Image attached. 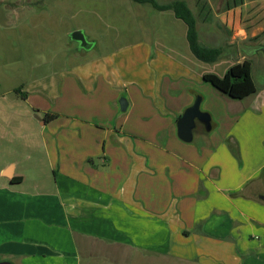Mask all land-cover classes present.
<instances>
[{
	"label": "rangeland",
	"instance_id": "374dc122",
	"mask_svg": "<svg viewBox=\"0 0 264 264\" xmlns=\"http://www.w3.org/2000/svg\"><path fill=\"white\" fill-rule=\"evenodd\" d=\"M182 1L197 18L200 44L220 49L215 62L198 60L186 24L149 3L0 0V168L19 162L18 171L25 169L29 182L30 168L47 181L58 175L63 182L60 159L66 154L78 166H92L80 158L110 152L119 167L137 172L148 159L161 188L153 182L139 194L152 200L165 196L174 204L182 191L194 188L192 166H207L199 157H207V174H214L221 191H215V200H224L219 194L238 199L253 179L264 181V51L247 58L240 49L264 45V0H246L231 11L225 10L227 0H208L215 16L211 24L198 17L196 0ZM76 30L94 41V48L78 50L69 39ZM243 59L252 63L257 88L244 100L231 99L202 79L206 73L223 76ZM122 98L130 104L125 113ZM198 98L217 127L195 132L185 143L177 136L176 119ZM50 116L54 121L42 126L40 119Z\"/></svg>",
	"mask_w": 264,
	"mask_h": 264
},
{
	"label": "crops",
	"instance_id": "0c3cea01",
	"mask_svg": "<svg viewBox=\"0 0 264 264\" xmlns=\"http://www.w3.org/2000/svg\"><path fill=\"white\" fill-rule=\"evenodd\" d=\"M52 119H40L41 125ZM66 155L60 159L64 168L59 173L66 177L63 182L58 175L45 180L36 168L29 169V182L25 169L18 171L19 162L0 168V262L264 264L263 180L253 179L238 199L219 194L224 200H215V191H221L214 174H207V157H199L201 165L207 166H192L197 172L194 188L187 187L174 204L165 196L152 200L139 194L151 190L153 182L161 188L145 157L147 161L137 172L132 169L136 161L132 170L121 168L110 152L79 156L82 161L88 158L92 166L82 162L78 166L75 157ZM246 229L259 232L258 240L248 230L246 234Z\"/></svg>",
	"mask_w": 264,
	"mask_h": 264
},
{
	"label": "trees",
	"instance_id": "16d2710c",
	"mask_svg": "<svg viewBox=\"0 0 264 264\" xmlns=\"http://www.w3.org/2000/svg\"><path fill=\"white\" fill-rule=\"evenodd\" d=\"M135 1L138 3H149L159 11L171 10L177 19L182 20L186 24V39L192 54L198 60L206 63H213L218 59L220 49L210 48L200 44L197 30V18L185 1L175 0L167 5H160L155 0ZM244 3L245 0H227L225 3V10H233L241 7ZM196 7L198 9V17L202 22L209 24L214 23V12L208 0H196ZM202 79L209 82L221 94L234 100H243L257 92L250 59H245L242 62L233 64L223 76L206 73L202 76ZM181 117L182 115L177 117V123ZM48 118L52 119L54 116Z\"/></svg>",
	"mask_w": 264,
	"mask_h": 264
},
{
	"label": "water",
	"instance_id": "95a60500",
	"mask_svg": "<svg viewBox=\"0 0 264 264\" xmlns=\"http://www.w3.org/2000/svg\"><path fill=\"white\" fill-rule=\"evenodd\" d=\"M71 41L77 42L78 50H90L94 48L95 42L89 40L82 30L73 31L69 35ZM240 49L243 51L244 55L247 58H251L257 51H264V45H250L244 44L240 46ZM120 109L122 112H125L127 109V101L122 98L120 100ZM201 98H198L196 102L186 109L177 123V133L178 137L184 142H191L193 140V128L195 127L196 120L200 121L207 132H211L215 129L216 124L212 120V117L209 113L203 112L200 109ZM0 264H9L7 262H0Z\"/></svg>",
	"mask_w": 264,
	"mask_h": 264
},
{
	"label": "flooded vegetation",
	"instance_id": "af4514ba",
	"mask_svg": "<svg viewBox=\"0 0 264 264\" xmlns=\"http://www.w3.org/2000/svg\"><path fill=\"white\" fill-rule=\"evenodd\" d=\"M204 129H205V127L203 126V124L200 121L196 120L195 127L192 130L193 131V135L195 134V132L200 133V135L203 134L204 133Z\"/></svg>",
	"mask_w": 264,
	"mask_h": 264
}]
</instances>
